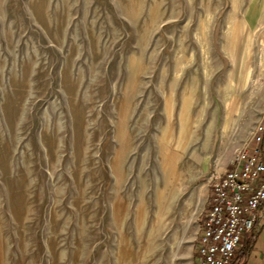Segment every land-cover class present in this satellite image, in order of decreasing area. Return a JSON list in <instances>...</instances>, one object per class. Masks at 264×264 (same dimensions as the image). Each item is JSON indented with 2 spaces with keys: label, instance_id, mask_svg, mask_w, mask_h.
<instances>
[{
  "label": "rangeland",
  "instance_id": "1",
  "mask_svg": "<svg viewBox=\"0 0 264 264\" xmlns=\"http://www.w3.org/2000/svg\"><path fill=\"white\" fill-rule=\"evenodd\" d=\"M263 43L264 0H0V264H192Z\"/></svg>",
  "mask_w": 264,
  "mask_h": 264
},
{
  "label": "built area",
  "instance_id": "2",
  "mask_svg": "<svg viewBox=\"0 0 264 264\" xmlns=\"http://www.w3.org/2000/svg\"><path fill=\"white\" fill-rule=\"evenodd\" d=\"M262 132L258 125L254 144L237 151L230 169L210 177L193 264H231L242 234L263 224L264 160L258 147Z\"/></svg>",
  "mask_w": 264,
  "mask_h": 264
},
{
  "label": "crops",
  "instance_id": "3",
  "mask_svg": "<svg viewBox=\"0 0 264 264\" xmlns=\"http://www.w3.org/2000/svg\"><path fill=\"white\" fill-rule=\"evenodd\" d=\"M260 125L263 128V132L258 147L260 148L264 160V114L261 118ZM253 144H254L253 142L251 143V137H250L246 145L251 146ZM207 197H208V193H207ZM262 208H263L262 211L264 213V205ZM197 234L198 231L194 237V243L192 247V260L196 248ZM232 263L233 264H264V222L259 229H256L255 231H251V232H245L242 234L240 243L237 245L235 249V255Z\"/></svg>",
  "mask_w": 264,
  "mask_h": 264
},
{
  "label": "bare ground",
  "instance_id": "4",
  "mask_svg": "<svg viewBox=\"0 0 264 264\" xmlns=\"http://www.w3.org/2000/svg\"><path fill=\"white\" fill-rule=\"evenodd\" d=\"M261 50H264V43H263V45H262V47H261Z\"/></svg>",
  "mask_w": 264,
  "mask_h": 264
},
{
  "label": "trees",
  "instance_id": "5",
  "mask_svg": "<svg viewBox=\"0 0 264 264\" xmlns=\"http://www.w3.org/2000/svg\"><path fill=\"white\" fill-rule=\"evenodd\" d=\"M234 255H235V253H234ZM233 259H234V257H233ZM233 259H232V261H231V264H233L232 262H233Z\"/></svg>",
  "mask_w": 264,
  "mask_h": 264
}]
</instances>
